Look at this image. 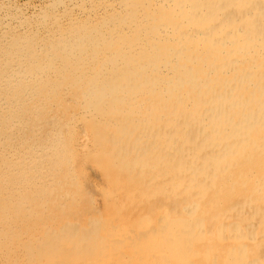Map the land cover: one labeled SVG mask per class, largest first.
I'll return each instance as SVG.
<instances>
[{
    "label": "bare ground",
    "instance_id": "1",
    "mask_svg": "<svg viewBox=\"0 0 264 264\" xmlns=\"http://www.w3.org/2000/svg\"><path fill=\"white\" fill-rule=\"evenodd\" d=\"M86 1L78 6L82 28L67 29V20L62 23L59 17L53 28L64 27V35L47 34L51 40L43 48L20 41L7 53L9 58L3 60L7 73L0 74V82L6 81L0 103L10 110L30 91L12 87L54 78L59 86L66 85L76 69L88 62L95 65L109 80L100 83L103 80L97 75L85 72L74 80L94 83L84 95L108 128L93 125L94 135H104L96 146L106 151L113 165L124 159L119 165V170L129 173L119 178L124 192H142L140 185L147 179L152 186L151 192L150 187L144 191L147 199L154 192L167 199V205L150 200L152 208L139 216L147 236L163 244L177 240L182 257L195 264L262 262L264 233L256 228L264 232V176L254 187L255 201L248 199V204L246 199L233 207L246 216L226 215L228 222L202 220L206 209L196 204L191 192L209 189L218 178L222 183L242 179L238 176L244 169L240 171L238 164L253 166L257 156L263 159L264 169V0ZM109 56L113 60L107 71ZM117 69L126 81L122 89L112 73ZM100 87L103 91L97 93ZM55 140L40 146H59ZM43 152L37 157L40 162L54 163L55 156ZM139 164V172L133 175ZM103 166L111 167L107 161ZM46 167L43 173L49 172ZM167 208V221L161 226L163 218H156ZM198 220L203 223L194 231Z\"/></svg>",
    "mask_w": 264,
    "mask_h": 264
},
{
    "label": "rangeland",
    "instance_id": "2",
    "mask_svg": "<svg viewBox=\"0 0 264 264\" xmlns=\"http://www.w3.org/2000/svg\"><path fill=\"white\" fill-rule=\"evenodd\" d=\"M84 2L87 1H71L77 3L71 4L64 0H0V74L7 73L3 60L20 41L21 44L34 47V43H38L43 48L51 40L47 34L64 35V29H72L74 25L75 28H82L78 6ZM59 17L62 23L67 20L65 28L58 26L61 30L53 28ZM47 28L52 31L48 32ZM86 57L82 59L86 61ZM112 57L109 56L106 62L107 71L109 67L111 69L109 64ZM118 69L112 73L121 81L122 86L117 88L122 89L126 81L122 82V72ZM81 72L88 76L97 75L99 81L103 80L100 83L109 80L107 78L105 81L101 71L88 62L85 68L82 65L74 75L71 74V80L66 85L59 86V79L55 78L32 80L26 85L12 87L30 90L20 105L6 110L4 104L0 103V264H195V261L182 257L177 240L163 244L153 237L150 239L145 225L138 223L139 216L144 215L143 212L152 206L150 202L158 199V203H165L167 199L159 192H154L155 195L151 194L147 199L148 193L144 191L150 187L151 192L152 187L147 179L140 185L143 187L142 192H124V182L119 179L129 176V173L119 170L124 159L121 158L119 164L116 162L113 165L108 161L106 151L96 146L98 140L103 141L104 135H94L93 125L99 126L97 129L105 128V131L108 128L102 116L93 106L88 105L89 99L84 95V91L89 90L94 83L89 82V79L85 82L74 80ZM4 83L6 81L0 82L2 97ZM36 90L40 91L33 96L32 92ZM102 91L100 87L97 93ZM11 111L15 114L10 115ZM54 139L59 142V146H40ZM43 151L55 156L52 163L55 166L49 162L47 165L40 162L37 157L42 156ZM259 159L257 156V163L253 166L238 164L241 166L240 171L244 169L240 175L237 173L238 178H242L240 180L229 178L227 183H222L218 178L209 189L191 192L196 204L206 209L203 219L200 217L202 220L222 223L229 221L226 215L233 218L246 216L243 210L239 212L233 207L246 199L248 201L252 198L250 203L255 201L257 193L254 187L260 184V176H264L261 166L263 159ZM106 161L111 166L108 169L103 166ZM141 164L133 168V175L139 172ZM44 167L49 172L43 173ZM133 175H130L131 178ZM120 187L121 190L117 191ZM168 211L169 208L156 218H163L159 225L166 223ZM181 223L175 222L174 225ZM202 223L200 220L195 222L194 231ZM123 229L126 233H122ZM256 231L264 233L261 232L262 228L259 230L257 227ZM161 253L167 254V257ZM160 258L167 260L162 262ZM248 263L257 264L253 261ZM263 263L264 260L258 264ZM198 264L207 262L202 260Z\"/></svg>",
    "mask_w": 264,
    "mask_h": 264
}]
</instances>
